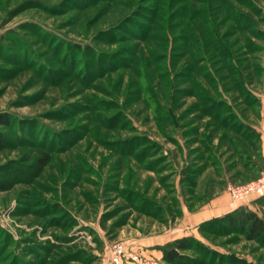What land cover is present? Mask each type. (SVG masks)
<instances>
[{"label": "rangeland", "instance_id": "rangeland-1", "mask_svg": "<svg viewBox=\"0 0 264 264\" xmlns=\"http://www.w3.org/2000/svg\"><path fill=\"white\" fill-rule=\"evenodd\" d=\"M208 108L251 124L263 149L264 0H0V264H116L118 249L121 264H169L158 248L187 237L175 264H264V241L185 224L214 202L264 217L260 198L229 191L264 170L243 168L249 144Z\"/></svg>", "mask_w": 264, "mask_h": 264}, {"label": "trees", "instance_id": "trees-1", "mask_svg": "<svg viewBox=\"0 0 264 264\" xmlns=\"http://www.w3.org/2000/svg\"><path fill=\"white\" fill-rule=\"evenodd\" d=\"M215 30V28H214ZM217 41V42H216ZM214 41L215 51L216 54L214 57H220L228 55H224L223 52H219L221 50V46L218 42V40ZM211 43V42H210ZM216 43V45H215ZM204 53V50H203ZM203 66L200 62H195L194 66L192 67L191 71L192 73H195L196 75L201 76L203 80L208 82L209 89H211L213 92L216 90L217 86V80L214 76V78H210V75L207 71L203 73ZM223 68V67H222ZM198 70V71H196ZM204 74V75H203ZM237 79L230 80L231 87L233 90L238 92V89L240 88L241 79H243L242 75H237ZM240 79V80H239ZM194 80H192L193 82ZM188 82H191V76L188 80ZM244 84V81H243ZM227 85V84H226ZM194 91L191 93H195V90H199L200 92V98L202 100H207L208 103H206L205 107H208L207 104L212 105L214 99H211V97L207 96L206 93L208 92L205 90L203 85H201L198 82H195L193 85ZM216 93V92H215ZM219 97H221V94L217 93ZM246 95V98L244 100L246 101V105L248 107H255L258 106L260 108L261 102L257 98V96L254 94V92L248 87L244 90L241 89V93H239V96ZM245 97V96H244ZM252 109V108H251ZM211 112H208L209 115L213 119H215V122L227 130L232 131L235 134V137L233 139V142L236 145L238 142V139L243 140L245 143L249 144V148L251 151H247L243 146L237 147V153L238 157L244 159L246 161L245 164H243V168L245 170L252 171L253 167L251 165H254L256 168H259V174L264 170V168L261 167V164L257 161H254L251 156L259 158L261 163L264 164V153L261 145V135L257 132V130L249 123L244 122L243 120H236V116H234V112L232 110H228L229 114L226 115L227 118H224V120H221V116L219 114H215L213 109L208 108ZM205 111V110H203ZM205 113V112H204ZM207 113V112H206ZM259 113V112H258ZM225 116V117H226ZM0 123L1 124H7L8 121L0 116ZM51 160V157L47 153H42L41 157L38 159V168L39 170H42ZM249 163H251L249 165ZM195 183V182H194ZM261 207L264 210V197L260 198ZM217 225L219 224L224 231H231V232H237L244 236V238L248 241L253 242H263L264 241V217H262L257 212L247 208L246 206H240L236 208L233 211H230L226 214H223L217 218H214L213 220ZM194 242L193 238L187 237V238H180L176 239L164 246H160L158 249L162 252V259L169 263V264H175L179 263L185 258V254H183L185 251H188L192 248V244Z\"/></svg>", "mask_w": 264, "mask_h": 264}, {"label": "built area", "instance_id": "built-area-1", "mask_svg": "<svg viewBox=\"0 0 264 264\" xmlns=\"http://www.w3.org/2000/svg\"><path fill=\"white\" fill-rule=\"evenodd\" d=\"M230 194L233 201L237 204L244 201L252 196L258 198L264 197V175L257 181L249 183L243 186H229ZM123 252L121 249L115 251V263L121 264Z\"/></svg>", "mask_w": 264, "mask_h": 264}, {"label": "crops", "instance_id": "crops-1", "mask_svg": "<svg viewBox=\"0 0 264 264\" xmlns=\"http://www.w3.org/2000/svg\"><path fill=\"white\" fill-rule=\"evenodd\" d=\"M262 139H264L263 136H262ZM263 153H264V143H263ZM214 203H215V207H213V209L210 212L203 215V217L200 216L198 222H196L195 224L192 223L195 220L194 217L192 218L191 216H188V217L185 216L186 217L185 218V224H187L191 227L197 226L204 221L210 220V219L215 218V217H219V216L226 214L230 211H233L236 208H238L239 206H241V205H233L232 203L231 204L230 203L229 204H222V205L219 203L216 204V202H214Z\"/></svg>", "mask_w": 264, "mask_h": 264}]
</instances>
